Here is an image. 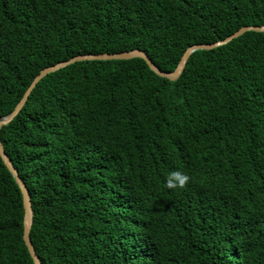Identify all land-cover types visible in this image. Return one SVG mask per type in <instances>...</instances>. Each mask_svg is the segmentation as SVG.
<instances>
[{"label": "trees", "instance_id": "1", "mask_svg": "<svg viewBox=\"0 0 264 264\" xmlns=\"http://www.w3.org/2000/svg\"><path fill=\"white\" fill-rule=\"evenodd\" d=\"M264 25V0H0V117L46 67L185 50ZM43 264H264V32L43 78L1 129ZM187 174L183 186L169 187ZM0 157V264H34Z\"/></svg>", "mask_w": 264, "mask_h": 264}, {"label": "water", "instance_id": "2", "mask_svg": "<svg viewBox=\"0 0 264 264\" xmlns=\"http://www.w3.org/2000/svg\"><path fill=\"white\" fill-rule=\"evenodd\" d=\"M249 31L255 32H264V25L262 26H244L241 27L239 30L234 32L233 34L229 35L223 40L214 42V43H199L194 44L188 47L185 52L183 53L177 67L175 70L171 72H166L160 69L150 58L146 51L141 49H133L123 52L117 53H100V54H84V55H77L75 57L70 58L69 60L59 62L55 65L46 67L40 71V73L34 78L30 86L25 91L23 97L18 102L14 110L11 114L0 117V133L1 129L10 124L16 116L21 112L23 107L25 106L29 96L32 94L33 90L36 88L38 83L48 76L49 74L56 72L60 69H63L71 64L81 61H96V60H130L134 58H141L143 59L149 68L155 72L158 76L167 78L171 81L177 80L185 70V67L192 56V54L198 50H211L217 48L222 45H226L232 40L242 36L244 33ZM0 157L4 161L5 165L12 173L13 177L15 178L16 183L18 184L22 197H23V205H24V219H23V240L27 246L30 256L33 259L34 264H43L40 256L37 254L35 246L31 239V230L34 223V210L32 205V196L30 193L29 188L27 187L26 183L20 177L18 169L15 167L12 159L8 156L5 152L1 137H0Z\"/></svg>", "mask_w": 264, "mask_h": 264}, {"label": "clouds", "instance_id": "3", "mask_svg": "<svg viewBox=\"0 0 264 264\" xmlns=\"http://www.w3.org/2000/svg\"><path fill=\"white\" fill-rule=\"evenodd\" d=\"M181 175H183V180H180L178 183H174L173 180L170 179V180H168L167 185L169 187L183 186V183L185 181H187V179H188L187 174H181V173L175 172V171L171 173L172 177H177V176H181Z\"/></svg>", "mask_w": 264, "mask_h": 264}]
</instances>
